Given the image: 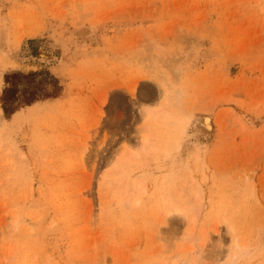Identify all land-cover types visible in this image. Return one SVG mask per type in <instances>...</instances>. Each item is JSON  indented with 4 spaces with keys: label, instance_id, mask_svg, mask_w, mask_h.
Here are the masks:
<instances>
[{
    "label": "rangeland",
    "instance_id": "1",
    "mask_svg": "<svg viewBox=\"0 0 264 264\" xmlns=\"http://www.w3.org/2000/svg\"><path fill=\"white\" fill-rule=\"evenodd\" d=\"M54 85L0 108V264H264V0H0V95Z\"/></svg>",
    "mask_w": 264,
    "mask_h": 264
},
{
    "label": "trees",
    "instance_id": "2",
    "mask_svg": "<svg viewBox=\"0 0 264 264\" xmlns=\"http://www.w3.org/2000/svg\"><path fill=\"white\" fill-rule=\"evenodd\" d=\"M12 78H14V75H4L3 77L4 84L9 85ZM56 90H58V87L54 85L52 90L49 92H45V91L33 92L30 94L28 98L23 99L19 104V102H16L17 98H14L13 90L9 88H4L2 89L0 95V108L2 110L3 115L6 118H8L11 117L21 106H30L34 104L33 102L37 100H44L46 98L55 97Z\"/></svg>",
    "mask_w": 264,
    "mask_h": 264
},
{
    "label": "bare ground",
    "instance_id": "3",
    "mask_svg": "<svg viewBox=\"0 0 264 264\" xmlns=\"http://www.w3.org/2000/svg\"><path fill=\"white\" fill-rule=\"evenodd\" d=\"M168 213H182V214H184L183 210H182L181 208H179V207H172V209L169 210ZM228 229H229L231 232L234 231L233 226L230 225V224L228 225ZM244 247H245V246H242V248H244ZM233 249H234V252L231 253L230 258H229V260L226 262V264H235V263L237 262V260H238V256H237V254H238V251H239V249H240V246L238 245L237 241H234V242H233Z\"/></svg>",
    "mask_w": 264,
    "mask_h": 264
}]
</instances>
